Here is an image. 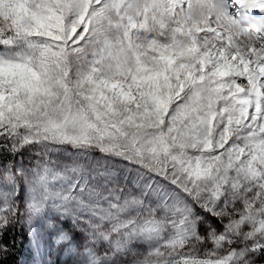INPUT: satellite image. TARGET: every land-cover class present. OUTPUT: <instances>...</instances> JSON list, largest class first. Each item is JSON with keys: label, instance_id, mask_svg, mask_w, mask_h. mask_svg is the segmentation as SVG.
<instances>
[{"label": "snow or ice", "instance_id": "snow-or-ice-1", "mask_svg": "<svg viewBox=\"0 0 264 264\" xmlns=\"http://www.w3.org/2000/svg\"><path fill=\"white\" fill-rule=\"evenodd\" d=\"M17 230L36 264H264V0H0V264Z\"/></svg>", "mask_w": 264, "mask_h": 264}, {"label": "trees", "instance_id": "trees-1", "mask_svg": "<svg viewBox=\"0 0 264 264\" xmlns=\"http://www.w3.org/2000/svg\"><path fill=\"white\" fill-rule=\"evenodd\" d=\"M16 235L18 240L17 247L14 251V254L8 257L7 264H24L31 258V252L28 247L29 239L24 238L19 232V230H17ZM10 238L11 234L5 237L4 242L7 243Z\"/></svg>", "mask_w": 264, "mask_h": 264}, {"label": "rangeland", "instance_id": "rangeland-1", "mask_svg": "<svg viewBox=\"0 0 264 264\" xmlns=\"http://www.w3.org/2000/svg\"><path fill=\"white\" fill-rule=\"evenodd\" d=\"M28 239H29L28 247H29L30 252H31V258L28 261H26L24 264H36V262L39 260V257L33 255L31 237H28Z\"/></svg>", "mask_w": 264, "mask_h": 264}]
</instances>
